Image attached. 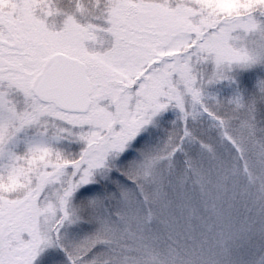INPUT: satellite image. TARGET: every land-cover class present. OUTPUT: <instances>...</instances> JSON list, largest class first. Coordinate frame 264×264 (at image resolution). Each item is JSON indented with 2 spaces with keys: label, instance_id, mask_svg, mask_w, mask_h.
<instances>
[{
  "label": "snow or ice",
  "instance_id": "1",
  "mask_svg": "<svg viewBox=\"0 0 264 264\" xmlns=\"http://www.w3.org/2000/svg\"><path fill=\"white\" fill-rule=\"evenodd\" d=\"M0 264H264V0H0Z\"/></svg>",
  "mask_w": 264,
  "mask_h": 264
}]
</instances>
